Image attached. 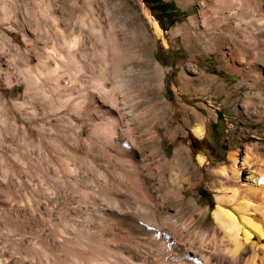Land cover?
Returning <instances> with one entry per match:
<instances>
[{
    "label": "rangeland",
    "instance_id": "obj_1",
    "mask_svg": "<svg viewBox=\"0 0 264 264\" xmlns=\"http://www.w3.org/2000/svg\"><path fill=\"white\" fill-rule=\"evenodd\" d=\"M195 1L0 0V264H135L120 242L122 224L132 218L111 214L120 212L119 189L125 187L132 197L124 207L132 215L144 212L138 186L122 176L128 159L120 149V78L130 86L136 111L144 112L134 135L153 180L158 158L150 154L156 144L148 130L153 110L163 109L165 100L171 130L182 122L181 103L202 116L206 133L184 136L188 164L197 154L206 157L197 185L186 193L205 208L200 220L211 218L215 206L214 168L244 145L264 148V0H211L218 16L232 11L235 23L241 14L239 24L250 34L234 69L199 34V18L189 20L199 12ZM93 16L102 18L104 32L96 30L100 23ZM153 20L167 46L156 37ZM179 25L185 29L172 34ZM62 26L68 27L65 38ZM72 43L82 48L80 62L61 49ZM91 90L99 102L86 97ZM95 103L115 111L105 112L102 122L92 120L99 109ZM171 149L168 143L163 152ZM170 203L181 217L194 209L186 199ZM155 252L152 247L149 253Z\"/></svg>",
    "mask_w": 264,
    "mask_h": 264
},
{
    "label": "bare ground",
    "instance_id": "obj_2",
    "mask_svg": "<svg viewBox=\"0 0 264 264\" xmlns=\"http://www.w3.org/2000/svg\"><path fill=\"white\" fill-rule=\"evenodd\" d=\"M190 1L192 0H178L179 4H186ZM195 2H197L199 9L198 15L190 16L189 20L191 23H196L197 18H199L198 21L201 28L199 34L207 38V40L214 42L220 60L226 66L234 69L236 56L238 54L240 56L242 52L241 47L247 46L245 44L250 39V34L248 35L244 27L239 24V21L243 20L241 14L239 21L235 20L236 22L233 23L232 11L221 12V15L218 16L215 9L218 5H212L211 0H196ZM219 7L223 9L224 5H220ZM259 10L257 9L256 12L259 13ZM93 20L100 23L96 30L104 32L105 28L101 25L103 22L102 18L93 16ZM257 22L259 21L257 20ZM152 24L156 37L167 46L168 42L166 41L164 31L155 20L152 21ZM111 25V28H113L114 25L112 23ZM59 28L64 33L63 38L67 37L68 27L62 26ZM255 28L260 31L261 26ZM184 29L185 25H179L171 33L176 34ZM188 36L189 32L185 34L187 41L191 40ZM74 38L75 40H80L76 37ZM73 43L71 44L72 47H65V45L61 49L65 52L64 54L67 53L68 56L74 59L79 58L80 62L82 61L80 54L82 48H75ZM120 87L122 88L121 90H124L120 101V105H122L120 108V149L124 151V156L128 159L127 164L124 165V168L122 167V176L128 179V181L126 180L127 182L130 180V182L132 181L136 184V187L138 186L140 193H136L138 197L140 195L141 199V203H138V206L141 204L140 206H142L144 212L143 215H132L124 207V203L132 196L127 195L128 191L125 190L126 187L123 184L125 188L119 189L120 212H118L119 210H111V214L113 216L120 215L122 218H132L133 223L125 222L122 224L125 230L123 233H120V242L129 247L128 253L133 259L132 261L135 264H264V148L258 149L256 145H244L241 149H235L228 153L227 164L214 168L217 178L210 183V186L214 193L215 206L211 212V218L200 220V217L205 215V208H200L194 197H187L186 193L194 185H197L200 178V167L206 161V157L203 153L197 154L195 162L193 163L191 158V163L188 164L187 159L190 155L188 154L186 145H184V136L190 132L199 138L206 133L207 128L201 118L202 116L194 108H187L185 104L181 103L182 122L177 124L176 129L171 130L170 125L173 123L170 122L171 118L170 120L168 118V105L166 106L165 100H161L160 102L166 107L153 110L151 115L152 123L148 129L152 140L156 143L151 149L150 154L153 158L158 155L156 162L153 160L154 173L157 179L153 180L146 173L147 165L143 161V154H141L140 149L136 146V137L134 135L136 124L138 123H136V119L143 117L144 112L136 111L138 103L137 101H132L129 96L130 86L125 79L120 78ZM91 92L93 91L91 90L90 94L88 93L86 96L90 100L93 96L95 97ZM98 94L101 96L99 92ZM98 99L97 97V102H99ZM96 106L99 109L97 108L98 110L95 115L90 118L99 122H102L105 118V112L111 114L115 111L114 107L109 105L106 107L103 103H99ZM91 108L89 109L91 110ZM101 125L105 126L104 123ZM116 128H119L118 124ZM168 143L172 144V149L166 154L163 152V149ZM120 156L122 157V154ZM157 181L162 184V192L158 189ZM131 189L134 188L132 187ZM134 196L136 195L134 194ZM170 199L178 201L186 199L194 209L188 216L181 217L177 214V210L172 208ZM126 206L128 207V205ZM56 213H59V211H56ZM130 231H133V237ZM102 247L104 248L105 246ZM152 247L156 248L155 254L149 253ZM98 248L101 247L98 246ZM100 250L99 252H101ZM51 255L46 254L44 257L46 256V260L49 261L52 259ZM74 258L77 257L75 256ZM103 261L100 260V264H104L105 262ZM40 263L42 262L40 261ZM42 264H45L44 260Z\"/></svg>",
    "mask_w": 264,
    "mask_h": 264
},
{
    "label": "trees",
    "instance_id": "obj_3",
    "mask_svg": "<svg viewBox=\"0 0 264 264\" xmlns=\"http://www.w3.org/2000/svg\"><path fill=\"white\" fill-rule=\"evenodd\" d=\"M166 6H167L168 9H173V10L175 9L174 6L172 5V3H169V4H167ZM167 8H166V9H167Z\"/></svg>",
    "mask_w": 264,
    "mask_h": 264
}]
</instances>
